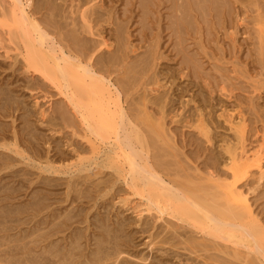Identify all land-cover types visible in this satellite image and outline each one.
Wrapping results in <instances>:
<instances>
[{
  "label": "rangeland",
  "instance_id": "374dc122",
  "mask_svg": "<svg viewBox=\"0 0 264 264\" xmlns=\"http://www.w3.org/2000/svg\"><path fill=\"white\" fill-rule=\"evenodd\" d=\"M83 1L84 0H82V2ZM140 1L142 2L143 0H91V1L85 0L84 4H82V5L80 3H78L79 5H81V8L91 7L92 11H93L94 5H95L94 7H96L97 4H98L97 7L99 5H101L98 7V9L96 7V9H94L95 11H93V16L94 15L98 16V14H99V17H98L99 21L97 20L95 23L96 25L94 24L95 26H93L94 30L92 29L93 30L92 34L96 35V37L99 36V38H101L100 35L103 34L102 36H105V38L108 40V42H110L112 45L114 44V41H115V39L112 37V36L115 37V35H113L115 33L113 31V28L115 30V27L113 25H115L116 23L112 24L110 22L112 20H110V19L113 18L114 21L117 22V24L122 23V22L124 24H126V26H125L122 23L123 24L122 26L123 27L125 26L124 28H126V31H127V33H126L124 30V34H125L124 36L127 35V37H126L127 42H126V44H124V49L128 43V46L126 48L127 49L130 48V50L129 51L127 49L124 50V52L126 51L127 54H124V55L121 54V55H122V57L125 56V58L127 56V58H126L127 64L129 61L132 62V63L129 62L128 65H130V64H132V65L137 64L138 65L137 70L131 71L132 73L136 72L135 75H131L133 77V78L131 77V81H132L133 85L131 84V81L129 79L130 78L129 76L132 73L129 72V76L124 73V76L126 75L128 78L124 77L122 73L124 71L123 68H125V66H123L121 68L120 66H122V65H120V66L115 65L117 63L113 64L116 67L115 66L112 67L113 65H111V63H109L108 67H112L113 69L107 67V69L109 71L107 69H105V70L103 69L104 72H102V70H101V72L97 73L99 75H97L95 77L100 78L101 76H103V77H105V80L110 78L107 81H111L109 83L112 84L113 87H115L116 92L119 94V99H120V101L123 102L122 105H123L124 109H126V112L128 113V115H129V112H133L134 109L132 110V107H133L132 104H134L133 102H137V100H138L137 98L140 96V94H139L140 91L142 94V91H143L142 86L145 84L144 82H147V80H148V82L150 81L151 83H153V81H154L153 79H154L155 75H156V77H155L154 83H158V81L163 80V81L158 83L159 85L160 84L162 85V82L165 83L167 81L165 83V85L167 84L169 86L167 87V85L165 86L163 84L162 88L160 87V90H161V92L163 91L166 94L169 93L171 97L173 96L171 98V100L174 99V102L171 101V103H170L172 106H170V104L168 105V107H173V108H169L167 110L168 114L166 115V117H168V118L167 119L164 118V124H165L164 128L166 127V129H167V130L165 129V131H167L166 133L168 135H170L166 138L169 139V137L171 138V135H172V138H171L172 140L169 139L171 141L168 142L172 147L162 146L163 149L166 148V149H164L166 155L164 157H162V160H160L161 162L157 161L161 165L158 163L155 165L154 163H156L155 162L156 160L154 161V163H151V161H150L151 159L150 160L148 159V164L155 165L156 167L160 166L162 169L165 168L164 172L167 171L166 173H164V172H162L163 170L160 169L159 167H157V168L154 167L156 169L159 168L157 171H155V169L152 168L156 172V174L161 178L163 184L169 185V181H168L169 179H172V178L176 179L179 176V175H175L172 171H170L171 170L170 168H169L170 169L169 170L168 167L167 168L165 167V164H167L166 166H169V167L172 165L169 161L171 159V162H172L173 158L171 157L172 155L170 156L168 154L169 152H170V154L171 153L174 154V153L178 152L179 156H177V154H178L177 153L176 154L177 158H179L180 161L187 162V164L185 162L184 163L181 162V164L185 165L184 168L185 169L187 168L184 171L186 174L187 173L190 174L191 172H193L192 169H194V168L200 169V171H201L200 174L206 173V171H208V170L203 165L207 166L208 163H211L208 160H210V161L212 160L209 157L212 154L211 158L216 156V158H214V160L216 161V167L218 169V170H216V168H214L215 162H214V160H212V162L214 163V164L213 163L211 164L212 166H214V167H212V170H214V172H216V173L218 172L219 174H221L222 172H224L226 170V168L224 167V163L226 162L225 160L227 159L225 156V153L222 152V145L224 144V139L230 140V142H232V143L235 142V137H234L233 131L230 129V127L228 125L229 123H227L228 122L227 119H230L229 116L238 117L240 114H242L243 118H245V127H246L247 131L245 133L246 135L244 136L245 137L244 143H246L247 145L246 144H244V145H246V146L250 145V147L248 146V149H250V148L252 149L253 145L256 146V143L258 141L259 142L257 143V145L259 143L261 144L262 143L261 137H264V134H263L264 133V55H262V53L264 52V44H263L264 43V35H260L261 37H259L260 32H261V34H262V32L264 33V0H222V2H221V0L220 1L218 0L219 3L221 2V4H220L221 7L217 6V5H219L217 0H216V2H215V0H210V1L208 0L209 3L206 2V0H204L203 5L204 6H206L205 4L208 5L205 7V9H203V6L201 5V3L196 5V3H192L191 0H187V9H188L187 11L190 14L188 16V17H190L189 18L190 20H188V17H187V19H185L183 17L185 19L184 20L182 18L183 15L179 14L180 12L179 13L175 12V14H174V12H172V10H174L173 8L175 7L173 5H175V3H176V1H174V0L171 1L174 3L172 5L173 7L171 6L172 3L170 4V0H149L147 2L148 4L145 2L146 0H144V3L147 6L149 5L148 7L145 4H140L139 3ZM213 1L215 2L216 6H217L216 8L218 10H215L216 8L214 6ZM31 2L33 3V4L31 3L32 4L31 10L35 16V19H36L35 22H36L37 26L40 28V30L45 32V34L47 35V38L52 37L53 43L57 47L59 45V42H57V41L59 40L61 44L62 43L64 44V46L62 45L64 50H71L72 52H75L72 49V47L74 48V46L71 45L72 44L70 42L71 40L70 39L68 40V36H70V33L68 36L64 35V36H67V37H65V38H67L65 40L63 33H61V32L62 31L64 32V30L70 31L69 29L66 28V26L68 27L67 24L70 25V23H72V22H70L71 21L70 19L75 18L78 15L76 13L77 15L72 16V13L69 11L70 10V8H69L70 3L75 2V4L73 3V5H75V7H76V3L78 2V0H77V2L73 1V0H31ZM79 2H81V0H79ZM90 2H92V4H93L92 6H90L91 5V4H89ZM177 2L181 3L182 0H181V2H180V0H178ZM87 3L89 5H87ZM191 3L195 4V5H192ZM1 4L6 7L5 10L8 8V5L6 3L3 2ZM138 4H140V5L138 6ZM54 5H57V6H54ZM142 5L143 6L145 5V8ZM211 5H212V7H211ZM53 6L54 7L59 6L61 9H58L59 8L58 7L57 9L59 10V12L57 10L55 11ZM140 6H141V8L143 7L144 9L142 8L143 9L142 10L140 8ZM191 6H194V7H191ZM197 6H199L198 7L199 9L202 8L201 11H199ZM68 8H69V10H68L69 12H66ZM195 8H197V9L195 10ZM74 10H75V8H74ZM86 10H88V8ZM99 10H102V11H99ZM144 10L146 12H144ZM92 11H91V13H92ZM97 11H99L100 13L103 12V13H101L102 16ZM142 11L145 14H142L141 13ZM202 11H204V12H202ZM96 12L98 14H96ZM60 13L62 14V16ZM64 13H66V14H64ZM68 13H70V15H68ZM88 13H90V12L88 11ZM91 13H90V15H91ZM53 14H55V15L57 14V15L54 16ZM171 14L174 18L177 14L180 15V17L176 16V19H174V21H178V18H182L185 22L187 21V23H184V21L179 19L178 24H179V26L182 25L181 27H183V28H180L182 30H179V33L177 35H176V33L178 32L179 27H178V24L176 25L174 23V21L172 20L173 17H171ZM58 15L61 17H59ZM63 16H65V17L69 16L70 19L67 17L65 19ZM71 16H72V18H71ZM97 16H94L93 19H96ZM261 16H262V18H261ZM45 17H49V19L55 20L54 22H56L58 27H62L63 24H65L66 25L65 29L64 28L56 29L55 26H57V25H54V23H52V21L48 20V18L45 19ZM257 17L258 18L260 17L259 19H261V21ZM62 18H64L63 19L64 21L62 20ZM77 18L79 19V17L77 16L75 18V23H77L76 22ZM170 18H171V20H170ZM1 19L3 20L4 18L0 17V20ZM58 19L60 20L59 22L57 21ZM68 19L70 20L69 22H68ZM61 20L63 21V23H61ZM66 20H67V24L65 23ZM107 20L109 21V23ZM192 20H194L193 23H192ZM93 21L95 22V20H93ZM170 21H172L173 23ZM188 21H190V24L192 23V25H190L188 23ZM255 21H256V23H255ZM257 21H259V22H257ZM6 22H10V20H8ZM57 22L62 26H59V24ZM78 22H80V20H78ZM97 23L98 24L100 23V24L97 25ZM78 24L80 25L81 22L77 23V25L75 26V27H79L76 29H78L80 31L79 34H82L81 38H83V37H84L83 39H85L86 37L88 38V40L85 41L87 43V46L90 43V46H91V44H93L94 46H97L96 48H99L100 46H98L97 43H99L98 41H100V39L98 37L96 38L94 35L92 36L91 34H90L91 35L90 36L89 33L83 31L82 29H81L82 30L81 31L80 30L81 25L79 26ZM257 24L259 25V27L257 26ZM186 25H187V27H186ZM171 26L174 27L175 29H172ZM176 26L178 27L177 30H176ZM9 27H12L16 31L18 29L14 25L13 26L11 25ZM190 27H191V29H190ZM7 28H8L7 26L0 27V38L2 36V38L8 40L9 37H13V35H16L14 33H11V35H8ZM256 28L258 30H256ZM260 28H261V30L263 28V31H261ZM98 29H99V32H98ZM57 30H59V31H57ZM55 31L57 32V34L58 33L59 34L57 35ZM68 31H65L64 33L68 32ZM111 33H113V34L111 35ZM85 35H86V37H85ZM178 35H179V37H178ZM61 36L64 39V41H63V39H60ZM35 37H36V35H35ZM94 37L96 39H94ZM90 38H91V40H93V39L95 40V41L93 40L94 43H92ZM55 39L57 41H55ZM96 40H97V42H96ZM13 41H15V39H13ZM68 41H69V43H67ZM55 42H57V43H55ZM95 42L97 45L95 44ZM261 42H262V44H261ZM6 43H8V42H2V44H0V46H1L0 47V87H1L0 96L3 97V94H4L3 98L8 100V101L6 103H4V107L0 106L1 110L6 109L5 111H2V113L0 111V124L4 123V124H1L2 125L1 127L6 128V129L3 128L2 130H4V131L10 130V131H8L9 133L7 131L6 132L2 131V132H4V134L7 133V135L2 134V136L6 142H10V143L14 142V139L12 138L14 135V133L12 132L13 130H14V132H16L18 134V137H19V140H17V141H19L18 146L22 150L24 157H22V156L18 157V155L12 154L13 152H10L11 150H6V149H2L1 153L4 157L8 153H9L8 156H10V155L14 156L13 159H11L12 158L11 156H10L11 158L9 157L11 160L7 156H6L7 158L5 157L8 160L9 165H10V170H8V171L16 174L17 173L16 169L20 168V169H22V171L18 170L19 171L17 173L18 177H16V178H19V179L22 178L23 179V177L25 176V179H27V181L30 182V184H28V182H25V181L23 182L24 187L21 188V190H22L21 192H23V195L20 194L21 192H19L16 195V197L14 195L10 194V196H13L14 198L19 197L20 200L15 199L13 201L14 198L10 197L8 199L9 202H12L13 205H16L18 202V206H21V204H23L22 205L23 207L25 204L28 206V201L31 200L32 198L29 199L27 197H29L30 195L32 196L33 195L32 193L34 192V190L36 188H37L36 189V191H37V190H39L40 187H42V190H39V191L43 192L44 195L47 194L48 199L51 196L49 199L50 204L47 203V205H49L48 209H52L50 212H53L54 215H56V216L58 214L61 215L62 212H63V214L61 216L66 215L67 214L66 213V207L68 208L70 203L71 204H70V207L68 208L69 209L68 212L71 215L74 213H75L74 215H76V213L79 212V209L83 208V210L82 209L80 210L83 213L82 212L78 213V214H81V215H79L80 217H82V215L84 214L82 219L80 217L78 218V215H76L77 218H74L75 216L72 215L73 218L71 219V221L73 222L72 223V227H73L72 233H74V231H76V229H74V228H77V231H78V229H80L81 227L82 228L86 227L85 229L81 228L82 230L80 229L79 230L80 232L78 231L79 233L82 234V237L80 239L81 241H79L81 243L82 247L76 248L75 252H78L79 250L83 249V246L85 244H89L91 242V240H94V239L97 240L100 238L99 236L101 235L100 234L101 230L98 231L96 229H98V228L101 229V224L109 225V226H111L110 228H115L116 230L119 229L120 225H122L120 229L125 230L124 232L126 233V235L130 236L129 239H127V237L123 238V239L126 238V240H127L126 244H127L128 248H130L132 250L135 248L134 250L135 251L137 250L138 253H142V251H143V253L147 254V256L149 254V259L153 256L159 257L162 260H164L163 263H165V264H195L194 261L196 262V260H197L196 264H198V263L200 264V262H202L203 259H201L202 257H200L199 255L203 256L204 253L202 254V251H198L197 249H199V248L194 247V245L192 243L186 242L188 240V237H189V239L194 237L195 240H205V242H208V243H210V244H212L218 248H221L222 245H227L228 247H230L232 245V242L230 240H227L226 237H224L221 240L218 237H214L211 234H209V235L199 234L198 232L201 231V229L203 231H205V229H203V227H200L201 225H198V224L196 226H193V225L192 226L189 225L186 227L184 226L183 228L187 229V231L184 233L183 237L181 238L182 240H180L179 237L176 236L178 238L177 243L175 244L176 246L175 245H169L167 243L163 244V243L158 242L160 240L158 238V236L161 237V235L159 234V229L161 230L162 224H165L164 221L155 220L154 217L152 218L151 216L154 215V212H152L153 215L148 214L146 212H143L142 216L138 218V216L135 213V209L130 207V205H133L136 201H138V197L135 194H132V192H131L132 189H128L125 186L124 182L121 180V177H119L117 175V173L115 171H113L111 168H108V167L99 168L94 163V162L101 163L103 161L104 154L106 153L105 151L108 150L109 144L112 142V139L111 138L110 139H104L103 141L105 144H100L97 149L93 150L91 148V145L83 137L85 134V131H84L85 127H84V124L82 123V120L78 116H76L74 113L73 114L75 116L73 115L72 116L73 118L71 117V113L73 111L70 112L72 110L71 106L67 104L68 102H66L64 96L62 94H59L58 89L55 86H53V84L51 82L49 83V81L46 80L45 78H43L42 76H40L38 74H34V72L31 69H26L25 66L23 65L22 57L20 55H16L17 50H15L14 48L11 47V46L14 47L15 44L9 42L7 44V48H5ZM69 45H70V47H69ZM73 45H75V44H73ZM8 46L12 49L8 50L7 55L9 57H5L4 56V54H5L4 49H8ZM90 46H88L87 48H89ZM91 47L93 48V46H91ZM131 47H133V48H131ZM75 48H76V46H75ZM102 48L103 47H101V49ZM131 49H134V51H131ZM146 50H147V52H146ZM136 51H138V52H136ZM141 52H143V54L145 53V54H149V55L145 56V54L143 55ZM140 53L142 56L140 55ZM130 54H132L133 57L135 54H138V56L140 55V57H135V58H137V60H138V58L140 59V60H138L139 62H137V60H135V58H132V56H130ZM135 56H137V55H135ZM144 56L145 57L149 56L148 59L146 58V60L144 61L145 63L147 62V64H144L142 62L143 61L142 57H144ZM151 58H153L152 61H151ZM18 59H20L19 63H18ZM21 61H22V63H21ZM153 63H154V65H153ZM141 64L143 65V67ZM23 67L25 69H23ZM140 68L142 69V71ZM138 70H139V77L137 76ZM29 71H31V72H29ZM145 74H147L148 76L150 75L149 79H148V76ZM121 76L124 77V78L122 77V80H123V81L121 80L122 82L119 80ZM151 76H153V77H151ZM136 77H137V80H136ZM140 77H141V81L139 80ZM146 77H147V80H144ZM124 79H126V80H124ZM127 79H128V82H126ZM159 79H161V80H159ZM39 80H41L42 82H40ZM133 82H135V83H133ZM171 82H172V84H171ZM151 83H147V84L152 85ZM4 84L6 86H4ZM36 84H37V86H36ZM30 85H32V86H30ZM164 86L166 87V89ZM170 86H171V89H170ZM2 87L5 88L6 91H4V90L2 91ZM31 87H33V88H31ZM34 87H36V88L34 89ZM136 87H137V90H136ZM164 89H165V91H164ZM7 90H8V92L10 91L11 94L8 93ZM168 90L169 91L171 90V92H168ZM133 91H135V92H133ZM1 92H3L2 95H1ZM4 92L8 93L12 97L9 96L8 94L4 93ZM136 93L138 94L137 97L135 96V95H137ZM129 94H131V95H129ZM7 96L9 97L8 99L6 98ZM130 96H133V97L135 96V98H133V100H135V101L131 100L132 97H130ZM170 96H169V98H170ZM2 97H0L1 98V100H0L1 104L0 105H2V103L6 101V100H2L3 99ZM122 98H124V99L126 98L125 99L126 101H124V99H122ZM14 99L16 102H14ZM184 100H186V105H185ZM250 101H252V102H250ZM126 102H127V104L130 102L128 105L131 106L132 111L129 110L130 107L126 104ZM192 102H194V103H192ZM11 103L13 105L12 108H11ZM7 104H8L9 108L7 107ZM55 105L57 107H59V109H61V110L57 109V107ZM188 105L192 108H189ZM193 105H194V107H193ZM54 106L56 107L55 109H53ZM196 106H198V107H196ZM17 107L19 108V110L16 111L15 108H17ZM252 107L255 110L258 108V111L260 110L259 111L260 113L257 110L256 111L254 110V112H253ZM45 108L47 110L44 111ZM62 108L64 109V111H66L65 113H66V116H68V117L65 116L64 118H66L67 120H65V119L60 120L61 117L58 116L57 112H55V111H60V112H62L61 115H63L64 113H63ZM174 108H175V110H173ZM193 108L194 109L196 108V109L194 110ZM52 109L57 115L52 112ZM190 109L193 110L192 113H194V111L196 113L197 109L200 110L201 113L204 114L203 118L205 117L204 118V119H206L205 121L206 122L209 121L208 122L209 124L208 123L207 124L209 125L208 127L211 129V132H210L211 142L210 143L206 141L204 136H202L201 134L198 133V130L193 125H192V127L186 123H185L186 126H185V124H184V126L182 125V123H184V118H187L188 117L187 115L190 114V112H191V111H189ZM169 110H171L170 113L168 112ZM187 110L189 113L186 112ZM202 110H203V112H202ZM14 111H15V113H14ZM41 111H42V114H41ZM47 111H49V113L51 112L52 115L54 114L56 116V120L53 119V117L55 118V116L54 115L52 116L51 114H47L48 113ZM173 111H175V112H173ZM239 111H240V114H239ZM21 112H23L24 114ZM154 112L155 111L153 110V113ZM176 112H178V113H176ZM19 113L22 115L20 116ZM183 113L184 114L186 113V115L184 116ZM192 113L189 116L194 117L195 115ZM228 113H229V115H228ZM26 114H28V115H26ZM173 114L177 118L176 117L170 118L171 116H173ZM177 114H178V116H177ZM16 115H17V117H16ZM24 115L28 116L29 118L25 117ZM48 115L51 116V118H49L50 122L46 118V117H48ZM130 115H131L130 120L136 124V120L134 119L135 112L130 113ZM259 115H261V116H259ZM42 116H43V118H42ZM180 116H182L183 119ZM14 117L18 118V119H15ZM22 117L23 118L25 117L24 118L25 121H23L24 119L22 120ZM191 117H188V118L191 119ZM131 118H133V119H131ZM179 118L182 119V121H181L182 123L180 122ZM13 119H14V121H13ZM46 119L48 122L44 121ZM68 119H70V120H68ZM168 119L170 120V122L168 121ZM176 119H178L179 123ZM20 120H22V121H20ZM26 121H27V123H30V124H26V125H29V129L30 130L32 129V131H33V132L30 131L31 132L30 135H29V133L27 135H25L27 132L24 129ZM21 122H23V123H21ZM22 124H23V126L21 127ZM10 127H11V129H10ZM259 130L260 131L262 130V131L260 132ZM19 134H20V136H19ZM262 134H263V136H261ZM28 135H29V137L31 136L32 139L29 140ZM9 136H10V138H9ZM258 136L260 137L261 140H259ZM27 137H28V139H27ZM231 137H232V139H230ZM39 138H41V139H39ZM34 140L37 142H35ZM44 140H46V142H43ZM154 140H155V138H154ZM256 140H257V142H256ZM1 141H2V139H1ZM30 141H32V142H30ZM39 141H41L43 143H41ZM33 142H35L36 144L39 143L38 146ZM20 143H22V144H20ZM48 143H49V145H48ZM155 144L159 145V141ZM10 146H12V145H10ZM48 146L50 148H48ZM57 149L60 150V153ZM3 150H4V152H3ZM55 150H57L56 153H55ZM72 150H73V152H72ZM166 150L168 151V153ZM34 151L36 154L34 153ZM99 151L101 153H98ZM42 152H45L44 156H43ZM57 152H58V154H57ZM95 152H96V155H94ZM216 152L219 153V155ZM29 153H31V155ZM37 153L39 154L38 156H37ZM74 153H75V155H74ZM77 153L81 154V156L84 157L83 158L84 162H86L87 159L92 157L91 161L89 163H85L84 166L80 169V171H77L78 162H79L77 157H76ZM214 153H216L217 155ZM62 154H64V155H62ZM60 155H61V157H59ZM150 155L152 156V154H150ZM63 156H65V157H63ZM181 157H182V159H181ZM218 157H219V159H217ZM164 158L167 160V161H165V164L163 161ZM224 158H226V159H224ZM222 159L224 160V163L221 162ZM47 161H49V163H51V165L54 166V168L60 169L61 171L59 173H53V172H50L48 170V172H47L45 169ZM113 161L115 162L114 158H113V160L110 159V162L114 163ZM162 161H163V164H162ZM205 161L208 163H206ZM188 163H189V165H193V166H190V170H189V167H187ZM203 163H205V164H203ZM70 164H73V167H71L69 170H67V168H69L68 166ZM40 166H42L44 168L41 167L42 168L41 169ZM84 167L87 168V171L83 170ZM173 167L175 168L176 166H174V165L171 166V168H173ZM202 168L206 171H204ZM96 169L98 170V172ZM14 170L16 171V173ZM63 170H67L68 172L67 171L64 172ZM21 172H23V173L19 174ZM168 172H170L172 174H170ZM27 173H29V174H27ZM84 174H85V176H84ZM8 176H9L8 174H4L2 176V178L6 177L5 180H7V178L8 179L10 178V176L9 177ZM44 176H45V178H44ZM83 176H84V178H83ZM184 176L185 175L182 174L179 177L182 178ZM40 177L43 178V179H41V181H40ZM246 178L247 179H245V178L241 179L238 184H240L241 189H243V191L247 195V198H249L253 213L256 215V217L259 219V221H261L264 224V184H263V182L260 183V185L257 183V182H259L257 173H254V175L250 174L249 177H246ZM44 179H47V180L52 179L50 181V183H52V185H50L49 188H48V185H47V187H45V184H40L44 181ZM10 180H12V178H10ZM83 180H85V181H83ZM101 180H104L103 182H105V184H103V182L99 183ZM7 181H9V180H7ZM180 181H183V179H181ZM96 182L99 184L98 187L96 185H94V184H97ZM37 183H39V184H37ZM70 183L71 184L75 183L76 185L80 186L81 189L78 190L77 192L72 191L70 189V186H69ZM81 183H82V185H81ZM173 183L175 184V182H173ZM256 183H257V185H259V187L256 185ZM68 186H69V190H67ZM34 187H35V189H34ZM23 189L26 192L28 190L30 192L28 191L26 193ZM46 189H48L47 191L50 190V192L48 193L47 191H45ZM1 190H4V189H1ZM31 190L33 191L32 193H31ZM28 194H29V196H27ZM54 196H56V197H54ZM53 197H54V199H53ZM122 197H128V200L131 202L130 205H128L129 206L128 208H127V205H125V202L121 201ZM51 198L53 200H51ZM48 199H47V201H48ZM55 199L57 201H54ZM58 201H60V202H58ZM68 201H69V204H68ZM57 203H59V205ZM51 205H53V206H51ZM57 205H58V207H56ZM55 210H56V212L58 211L57 214H56ZM72 210H74V211H72ZM76 210L78 212H76ZM26 213H27V211H26ZM24 216L26 217L25 214H22L21 216H19L17 218L22 219V217L24 218ZM29 218H31L30 215H29V217L27 216L26 219L24 218V221H23V219L20 220V223L21 222L24 223V224L23 223L20 224L21 228H23V226H24V228L27 227L25 222ZM94 218H96L97 224H95L96 222H95ZM105 218H106V220L104 221ZM149 218L151 220L152 219L153 220L149 222ZM54 220L56 222L58 220L57 217ZM113 221H114V224H113ZM147 222L149 223V225L147 224ZM121 223H123V224H121ZM7 224H9V223H7ZM142 225H144V227H146V228L148 226L149 227L151 226V228L149 229V231H145V228H144V232H143ZM87 226H89L90 228L89 227L87 228ZM93 226H95L96 228L94 227L95 228L94 229ZM125 227H126V229H125ZM141 229H142V231H141ZM152 229H153L152 234H154V232H155L156 234H159V235L155 239L150 241L151 239H149V234H150ZM155 229H156V231H154ZM15 230L14 229H12L10 231L8 230V232L10 234H13L16 231H18V229L16 231ZM157 230H158V232H157ZM77 231L75 233H78ZM93 232H94V234H93ZM180 232H181V234L183 233V231H181V230H180ZM118 233L120 234L119 231H118ZM186 233H188V234H186ZM67 234H68V232L65 231L64 235H63V233H60V234H58V236L59 237L67 236ZM95 234H96V236L97 235H99V236L96 237ZM90 235L93 236V239ZM188 235H190V236H188ZM191 235H193V236H191ZM86 236H87V238H86ZM162 236H163V234H162ZM184 236L187 239L184 238ZM28 237L31 239L30 236H28ZM35 237L36 236H33V238H35ZM203 238H205V239H203ZM123 239H120V240L123 241ZM183 239H185V240H183ZM27 240L25 239L24 241H27ZM129 241H133V242H129ZM146 241H147V243L148 242H154V243H152V245L149 246V245H147ZM91 243H93V241ZM91 243L89 244V247L91 246ZM134 245H135V247H133ZM144 245H146V246H144ZM174 246L175 247L178 246V249L174 248ZM159 247H164V249L166 248V253H165L166 255L165 254H159L160 252L156 251L155 248H159ZM140 248H143V250H141ZM151 248L153 250H151ZM201 248H202V246H201ZM144 250H146V251H144ZM175 251H176V253L174 254ZM228 251H230V250H228ZM172 252H173V254H171ZM208 252L209 253L211 252V256L207 258L208 260H206V262L216 264V262H214V259L221 260L220 257L224 258V259L227 258L226 260L231 259L226 254H224L223 252H220L219 250H216V249L209 248ZM197 253H198V255H196ZM177 254H180V255H177ZM195 255L199 256V257L196 258ZM260 255H257V257L261 258ZM193 257L196 259L193 260ZM199 258H200V262L198 261ZM241 261L242 260L240 259V261L234 260L233 262L234 263H242ZM190 262H192V263H190ZM159 264H162V263H159Z\"/></svg>",
  "mask_w": 264,
  "mask_h": 264
},
{
  "label": "bare ground",
  "instance_id": "6f19581e",
  "mask_svg": "<svg viewBox=\"0 0 264 264\" xmlns=\"http://www.w3.org/2000/svg\"><path fill=\"white\" fill-rule=\"evenodd\" d=\"M73 1L77 2V0H73ZM84 1L82 2V0H81V2H82L81 3L78 0V2L76 3V7H75V5H73V3L75 4V2H73V3L71 2L70 7L68 6L70 8V10L68 8L66 12L70 11L72 13V16L78 14L77 16L79 17V19L77 18L76 22L77 23L81 22L80 30L82 29L83 31L89 33V35L91 34L93 36L94 35V34H92L93 30H94L93 26L96 25L95 23L99 17V14L97 12L102 11V10L97 11L96 14H98V16L94 15L97 17H96V19H93L94 18L93 11H95L94 9H96L98 4L96 3L97 4L96 7H94L95 5L93 6V11L91 10L92 9L91 7H87L88 10H86L87 9L86 7L81 8V5L84 4ZM148 1L149 0H146L145 2L147 3ZM171 1H173V0H170V4L172 3L171 4V6H172L174 3ZM174 1H176V3H175V5H173L175 7L173 8L174 10H172V12H174V14H175V12H178V13L180 12L179 14L183 15L182 18L184 17L185 19H187V17L190 15L189 12L187 11L188 10L187 9V0H182V2L180 0L181 3H178L177 2L178 0H174ZM191 1H192V3H196V5L201 3V5L203 6V9H205V7L208 6L207 4H205L206 6L203 5L204 0H191ZM219 1H218V3H219ZM3 2L8 5V8L6 10H5L6 7L1 4ZM206 2H208V0H206ZM215 2H216V0H215ZM215 2H214V6L216 8L217 6H220L222 0L219 3V5H217V6H216ZM31 3H32L31 0H0V4H1L0 5V17L4 18L3 20L2 19L0 20V27L7 26L8 27L7 28L8 35H11V33L16 34V35H13V37H9L8 40L2 38V36H1L0 44H2V42L14 43L15 46L14 47L11 46V47L14 48L15 50H17L16 55H20L22 57L23 65L25 66V68L31 69L34 72V74H38V75L42 76L43 78L48 80L49 83L51 82L53 84V86H55L58 89L59 94H62L64 96L66 102H68L67 104L71 106L72 110L70 112L73 111L71 113V117L75 114L76 116H78L82 120V123L84 124V127H85L84 128L85 134L83 137L91 145V148L93 150L97 149L100 144H105L103 141L104 139H110V138L112 139V142L109 144L108 150L105 151L106 153L104 154L103 161L101 163H99V162H94V163L99 168H103V167L111 168L113 171H115L117 173V175L119 177H121V180L124 182L125 186L128 189H132L131 192H132V194H135L138 197V201H136L133 205H130L131 202L128 200V197H122L121 201L125 202V205H127V208L129 207L128 205H130L131 208L135 209V213L138 216V218L142 216L143 212H146V213L151 214V215H153L152 212H154V215L151 216L152 218L154 217L155 220L164 221L165 224H162L161 230L159 229V234L161 235V237L158 236L159 234H156L155 232H154L155 235L152 234V231H153V229H152L150 234H149V239H151L150 241H152L153 239H155L158 236V238L160 239V240L158 239L159 240L158 242L163 243V244L167 243L169 245H175L177 243V239H178L177 237H179V239L182 240L181 238L183 237L184 233L187 231V229L183 228L184 226L185 227L189 226V225L196 226L198 224V225H201L200 227H203V229H205V231H203L201 229V231L198 232L199 234H205V235L211 234L214 237H218L221 240L224 237H226L227 240H230L232 242V245L230 247H228L227 245H222L221 248H218V247H216V246H214L208 242H205V240H195L194 237L189 239V237H188V240L186 242L192 243L194 245V247L199 248V249H197L198 251H202V254L204 253L203 256L199 255L200 257H202L201 259H203L202 262H200V258H199L198 261L200 262V264H214V263L206 262V260H208L207 258L211 256V252L210 253L208 252L209 248L219 250L220 252H223L224 254H226L228 257L231 258L229 260H226L227 258L224 259L221 257H220L221 260L214 259V262H216V264H242V263L243 264H264V224L261 221H259V219L256 217V215L253 213L249 198H247L246 193L243 191V189H241L240 184H238L241 179H243V178L247 179L246 177H249L250 174L254 175V173H257V175H258V181L259 182H257V181L256 182L259 185L262 182L264 184V147H263L264 146V137H261V139H262L261 144L259 143L257 145V143L259 142V141L257 142V140H258L257 139L256 140V142H257L256 146L253 145L252 149L251 148L248 149V146L250 147V145L246 146L247 144L244 143V140H245L244 136L246 135L245 133L247 131L246 127H245V118H243L242 114H240V111H239L240 115L239 116L237 115L238 117L229 116L230 119H227V121H228L227 123H229L228 125H229L230 129L233 131V134L235 137V142L232 143V142H230V140L224 139V144L222 145V152L225 153V156L227 158V159L224 158V159H226L225 163H224L223 159H222L223 161L221 160V162L224 163V167L226 168V170L224 172L219 174L218 172L216 173V172H214V170H212V167H214L211 165L213 163L212 160H214V158H216V156L211 158V155H212L211 154L209 157L212 160L210 161L207 159L211 163L206 162L207 161L206 160L205 162L208 163V165L207 166L203 165L207 168L208 171L204 170L203 169L204 167L202 168L204 171H206V173L200 174V172H201L200 169L194 168V169H192L193 172L190 173L191 175L189 173L186 174L184 171L187 168L185 169L184 168L185 165L181 164V162L184 163L185 161H180L179 158H177V156H179V153L177 152L178 154L177 153H174V154L171 153L170 154V152L168 153V151H167L168 149H167L166 150L167 153L170 156L172 155L171 157L173 158L172 162H171V159L169 162L172 164L171 166L174 165L176 167L171 168V166L170 167L166 166L167 164H165V161H167V160L164 158L163 161H164L165 167L166 168L168 167V169L170 168L171 170L170 169L169 170L172 171L175 175L180 176L183 174L185 176L182 178H180L178 176V178H176V179H174V178L169 179L168 180L169 185L163 184L161 178L155 172L159 168L160 169H162V168L160 166H157L159 168L156 169L157 167L155 165L158 163L157 161L162 160V157H164L166 155L165 150H164L166 148L163 149L162 146L172 147L168 143L169 141L172 140L171 139L172 135H171V138L169 137V139H171V140L166 138L170 135H168L166 133L167 131H165L166 127L164 128V125H165L164 124V118H166V119L168 118V117H166V115L168 114L167 110L169 108H173V107H168V105L171 103V101L174 102V99L171 100V98L173 96L171 97L169 93H168L169 94L168 95L163 91L161 92V90H160V87L162 88L163 84L165 85V83L167 81L165 83L162 82V85L161 84L159 85L158 83L163 81V80H161L162 79L161 78V79H159L161 81L157 80L158 83H154L156 75L154 76V79L152 78L154 80L153 83H151L150 81L148 82L147 77L144 79V80H147V82H144L145 84L142 86V90H143L142 94L140 91V93H139L140 96L137 98L138 99L137 102H133L134 104H132L133 105L132 110L134 109L133 112H135V115H134V119L136 120V124H135L134 122H132L130 120V117L132 115V114L130 115V113H133V112H129V115H128V113L126 112V109H124V107L122 105L123 102L120 101V99H119V94L116 92L115 87H113V85L109 83L111 81H107L110 78L105 80V77H103V76H101L100 78L95 77V76L99 75L97 73L101 72V70H102V72H104V70L107 69L109 63H111V65H113L115 63H117L115 65H118V66L122 65V66H120L121 68L123 66H125V68H123L124 69L123 73L121 72L123 74V76H124V73L129 76V72H131L133 70H137V66H138L137 64L128 65L130 61L127 64V60H126L127 56H126V58H125V56L122 57V55L127 54L126 51L124 52V50H126L127 49L126 47L128 46V43H127V46L124 49V44H126V42H127L126 41L127 35L124 36L125 35L124 30L127 33L126 28H124L126 26V24H124L122 22L125 25L123 27L122 23L118 22L119 24H117V22H115L114 19L111 18L110 20H112V21H110V22L112 24L116 23L115 25H113L115 27V30L113 28V31L115 33L114 32H113L114 34L111 33V35L112 34L115 35V37L112 36L115 39L114 44L112 45L110 42H108V40L105 38V36H102L103 34H101L100 35L101 38H99V36H97L100 39V41H98L99 43H97L98 46H100V47L96 48L97 46H94L93 44H91V46H93V48H92L90 46V43H89L88 46H90V47L87 48L88 46H87V43L85 41H87L88 38L86 37V35H85V37L87 39L86 38L83 39L84 37L81 38L82 34H79L80 31L78 29H76L79 27H75L77 25V23H75V18L77 16L75 18H72V16H71L72 19H70L69 16H66L67 18H69L71 20L70 21L68 19V22L69 21L72 22L69 25V24H67V20H66L65 23L68 25L69 28L65 24H63V26H64L63 27L62 25H60L58 23L60 21L59 20L60 18L57 20L58 21L57 23L59 24V26H62V27H58L56 22H54L55 20L49 19L50 16L45 17V19L48 18V20L52 21V23H54V25H57V26H55L56 29H58V28H64L65 29V26H66V28L70 30V31H68V30L63 29L64 32L65 31H68V32H66L67 34L64 33L63 31L61 33H63V36L64 35L68 36L70 33V36H68V40L69 39L71 40L70 41L72 43L71 45L74 46V48L76 46L75 49L72 47V49L75 51V52H72L71 50H64V48H63L64 44L63 43L61 44L59 40L57 41L55 39V41L59 42V45L57 47L53 43V38L52 37L47 38V35L45 34V32L40 30V28L37 26V24L35 22L36 19H35V16H34L32 10H31V5L33 3L32 4ZM78 3H80L81 5H79ZM139 3L145 4L144 0L142 2L140 1ZM89 4H91L90 6L93 5L92 2H90ZM89 4L87 3V5H89ZM140 4H138V6ZM145 5L144 6L142 5V6L145 8ZM192 5H195V4H192ZM54 6H57V5H54ZM99 6H101V5H99ZM199 6H197V8ZM58 7H54V9H55V11L57 10L59 12L58 9H61V8L60 7L58 8ZM98 7H97V9H98ZM191 7H194V6H191ZM211 7H212V5H211ZM74 8H75V10H74ZM140 8H141V6H140ZM197 8H195V10ZM201 9H199V11H201ZM215 10H218V9L216 8ZM88 11L90 13L92 11L91 15H90V13H88ZM144 12H146V11L144 10ZM144 12L142 11L141 13L145 14ZM202 12H204V11H202ZM101 13H103V12H101ZM64 14H66V13H64ZM53 15L56 16L57 14L56 15L53 14ZM68 15H70V13H68ZM61 16H62V14H61ZM61 16H59V17H61ZM101 16H102V14H101ZM176 16L180 17V15H178V14ZM176 16L174 18L171 14V17H173V19H172L173 21H174V19H176ZM63 17L66 19L65 16H63ZM64 18H62V20ZM182 18H178V21H179V19H181L182 21L185 20L184 18H183L184 20ZM189 18L190 17H188V20H190ZM261 18H262V16H261ZM8 20H10V22H6ZM62 20H61V23H63V21H64V20L63 21ZM78 20H80V22H78ZM93 20H95V22ZM170 20H171V18H170ZM259 20L261 21V19H259ZM178 21H174V23L177 25L179 23ZM193 21L194 20H192V23H193ZM170 22H172V21H170ZM257 22H259V21H257ZM108 23H109V21H108ZM184 23H187V21L186 22L184 21ZM188 23L190 24V21H188ZM192 23L190 25H192ZM255 23H256V21H255ZM99 24L97 23V25H99ZM11 25L16 26L18 28L17 31L14 30L12 27H9ZM187 25H186V27H187ZM181 26L182 25L179 26V24H178L179 28L176 26V30L178 28V32L176 33V35L179 33V30H182V29H180V28H183ZM257 26L259 27L258 24H257ZM191 27H190V29H191ZM171 28L175 29L172 26H171ZM256 30H258V29L256 28ZM260 30H261V28H260ZM57 31H59V30H57ZM261 31H263V28ZM98 32H99V29H98ZM34 34L36 35V37ZM56 34H57V32H56ZM260 35H264V33L262 32V34H261V32H260L259 37H261ZM67 36H64V38ZM94 36L96 37V35H94ZM95 37H94V39L97 38V37L96 38ZM178 37H179V35H178ZM13 39H15V41H13ZM60 39H63L62 36ZM66 39L67 38H65V40ZM90 40H91V38H90ZM93 40H91L92 43H94ZM63 41H64V39H63ZM57 42H55V43H57ZM96 42H97V40H96ZM96 42H95V44H96ZM8 43H6V47L4 46L5 48H7ZM67 43H69V41ZM73 44H75V45H73ZM261 44H262V42H261ZM9 46H8V49H4L5 50L4 51L5 57H9L7 55L8 50L12 49ZM69 47H70V45H69ZM101 47H103V48L101 49ZM131 48H133V47H131ZM127 50L129 51L130 48H128ZM131 51H134V49H131ZM136 52H138V51H136ZM146 52H147V50H146ZM141 53L143 54V52H141ZM141 53H140V55H141ZM135 55H137V56H135ZM135 55L133 57L132 54H130V56H132V58L140 57V55L138 56V54H135ZM146 55H149V54H145V56ZM262 55H264V52L262 53ZM144 57H142L143 58L142 62L144 64H147V62L145 63L144 61L146 60V58L148 59L149 56H147L145 58ZM152 59L153 58H151V61H152ZM19 60L20 59H18V63L20 62ZM135 60H137V58H135ZM138 60H140V59L138 58ZM138 60H137V62H139ZM21 63H22V61H21ZM130 63H132V62H130ZM154 63H153V65H154ZM115 65H113L112 67H114ZM112 67H108V68H112ZM142 67H143V65H142ZM25 68L23 67V69H25ZM141 71H142V69H141ZM29 72H31V71H29ZM133 73L130 74V76H129L130 81H131V77H132L131 75H135L136 72H133ZM145 75H147V74H145ZM123 76L120 77V79H119L120 81L122 80ZM137 76L139 77V70H138ZM124 77H127V76L125 75ZM149 77H150V75L148 76V79H149ZM151 77H153V76H151ZM124 80H126V79H124ZM136 80H137V77H136ZM139 80L141 81V77ZM39 81L42 82L41 80H39ZM126 82H128V79ZM172 82H171V84H172ZM133 83H135V82H133ZM147 83H151L152 85L147 84ZM37 84H36V86H37ZM131 84H132V81H131ZM4 86H6V85L4 84ZM30 86H32V85H30ZM168 86L169 85H167V87ZM3 87H2V91L3 90L6 91V89ZM31 88H33V87H31ZM35 88L36 87H34V89ZM165 89H166V87H165ZM165 89H164V91H165ZM170 89H171V86H170ZM0 90H1V87H0ZM136 90H137V87H136ZM7 92H8V90H7ZM133 92H135V91H133ZM168 92H171V90L170 91L168 90ZM2 93L3 92H1V95H2ZM4 93H6V92H4ZM8 93H10V91ZM8 93H6V94H8ZM129 95H131V94H129ZM9 96H11V95H9ZM135 96L137 97L138 94ZM135 96L134 97L130 96V97H132L131 100H133V98H135ZM169 96H170V98H169ZM0 97H2V96H0ZM3 97H4V94H3ZM6 98L8 99L9 97L7 96ZM122 99H124V98H122ZM125 99H124V101H126ZM0 100H1V98H0ZM2 100H6V99L3 98ZM7 101L8 100L3 102L2 105H0V106L4 107V103H6ZM133 101H135V100H133ZM184 101H185V105H186V100H184ZM14 102H16L15 99H14ZM250 102H252V101H250ZM12 103H11V108L13 106ZM192 103H194V102H192ZM126 104H127V102H126ZM194 105H193V107H194ZM55 106L53 107V109H55L57 107V106L56 107ZM128 106L130 107V109L129 108L128 109L131 110V106L130 105H128ZM170 106H172V105L170 104ZM1 107H0V111L2 113V111H5L6 109L3 108L4 110H1ZM7 107H8V104H7ZM196 107H198V106H196ZM17 108H15L16 111L19 110V108L18 109ZM63 108H62V110H63V113L65 115L64 114L61 115L62 112H60V111H55V112H57L58 116L61 117L60 120L61 119L67 120L66 118H64L66 116V113H65L66 111H64ZM189 108H192V107L189 106ZM53 109H52V112L54 114H56L53 111ZM57 109H59V107H57ZM45 110H47V109L45 108L44 111ZM59 110H61V109H59ZM153 110L155 111L154 113L156 115L153 113ZM173 110H175V108ZM254 110L255 109L253 108V112H254ZM256 110L258 111V108ZM189 111H191L190 112V114H191L193 110L190 109ZM47 112H48L47 114H51V112L50 113H49V111H47ZM168 112L170 113L171 110H169ZM173 112H175V111H173ZM186 112H188V110ZM202 112H203V110H202ZM14 113H15V111H14ZM21 113H23V112H21ZM176 113H178V112H176ZM41 114H42V111H41ZM174 114H173V116L170 115L171 116L170 118L176 117V116H174ZM192 114H194L195 116L191 117V116L187 115L188 117H191V119L186 116L187 118H184V123L181 122L183 117L180 116L182 118V119L179 118L180 122L182 123L183 126L185 123L191 127L193 125L198 130V133L201 134L202 136H204L206 141L210 143L211 142V137H210L211 129L208 127L209 121L208 122L205 121L206 120V119H204L205 117L203 118L204 114H202L201 111L198 109L196 110V113L194 111V113H192ZM21 115L22 114H20V116ZM26 115H28V114H26ZM185 115H186V113L184 114V116ZM228 115H229V113H228ZM261 115H259V116H261ZM177 116H178V114H177ZM16 117H17V115H16ZM25 117H28V116H25ZM66 117H68V116H66ZM24 118L22 117V120ZM42 118H43V116H42ZM46 118L49 120V118H51V116L48 115V117H46ZM15 119H18V118H15ZM47 119L44 121H47ZM53 119L56 120V116H55V118L53 117ZM131 119H133V118H131ZM22 120H20V121H22ZM68 120H70V119H68ZM176 120L178 121V119H176ZM13 121H14V119H13ZM23 121H25V119ZM168 121L170 122L169 119H168ZM49 122H50V120H49ZM21 123H23V122H21ZM178 123H179V121H178ZM1 124H4V123H1ZM1 124H0V264H159V263L165 264V263H163L164 260H162L159 257L153 256L149 259V254L147 256V254H144L143 251H142V253H138L137 250L136 251L134 250L135 248L133 250L128 248V246L126 244L127 240H126V238L125 239H123V238L127 237V239H129L130 236L126 235V233L124 232L125 230L120 229L122 225H120V227L118 226L119 229L116 230L115 228H110L111 226H109V225L101 224V229H99V228L96 229L98 231L101 230V232H100L101 235L96 236V234H95L96 237L99 236L100 238L97 240L96 239L91 240V242L93 241V243L90 242L92 247L91 246L89 247L90 243L85 244L83 246V249H81V250L78 249L79 251L75 252L76 248L82 247L81 243L79 242V241H81L80 239L82 237V234L79 233L80 232L79 230L82 227L80 229H78L79 232L77 231V228H74V229H76V231L78 233H75L76 231H74V233H72L73 232L72 231L73 230V227H72L73 222L71 221V219L73 218L72 215H74L75 213L71 215L68 212L69 211L68 208L70 207L71 203L69 204V201H68L69 207L68 208L66 207V213H67L66 215L61 216L63 214V212L61 215L60 214H58L57 216L54 215L53 212H50L52 209H48L49 205H47V203H49V201H50L49 199L51 196L48 199L47 194H46L47 195L46 196V195H44L43 192L39 191V190H42V187H40L41 189L38 187L39 190H37V191H36L37 188L35 189V187H34V189H35V190L33 189L34 192L31 190V193L33 192L32 193L33 195L32 196L30 195L31 197L29 196L30 193L27 195V196H29L27 198H29V199L32 198L31 200L28 201V206L25 204L23 207L22 206L23 204H21L22 202L20 203L21 206H18V202L16 205H13L12 202H9L8 199L10 197L11 198L13 197V196H10V194L14 195L16 197V195L22 191L21 188L24 187L23 182L24 181L28 182V181H27V179H25V176L23 177V179L22 178L21 179L16 178V177H18L17 176L18 175L17 173L19 172L18 170L22 171V169H20V168L16 169L17 173L14 170L16 174L8 171V170H10V165H9V162L6 158L7 157L9 158L11 155L8 156L9 155V153H8L7 155H5V157L7 156L5 158L1 153L2 149L11 150L10 152H13L12 154L18 155V157H21V156L24 157L23 156L24 154L18 146V142H19V141H17V140H19L18 134L16 132H14V130H13L12 132L14 133V135L12 138L14 139V142L13 143L6 142L4 140L2 134H4V132H6L7 130H5V131L2 130L4 127H1L2 126ZM26 124H30V123H27V121L25 122V128L24 129H25V131H27L25 135H27L28 133L30 135V133L33 131H32V129L30 130L29 125H26ZM186 124H185V126H186ZM22 126H23V124L21 125V127ZM4 129H6V128H4ZM10 129H11V127H10ZM2 131H4V132H2ZM8 131H10V130H8ZM5 134L7 135V133H5ZM263 134L261 136H263ZM29 135H28V137H29ZM19 136H20V134H19ZM28 137H27V139H28ZM9 138H10V136H9ZM154 138H155V140H154ZM1 139H2V141H1ZM30 139H32L31 136L29 137V140ZM39 139H41V138H39ZM230 139H232V137ZM261 139L259 137V140H261ZM32 141H30V142H32ZM158 141H159V145L155 144ZM35 142H37V141H35ZM35 142H33V143H35ZM39 142H41V141H39ZM43 142H46V140H44ZM43 142H41V143H43ZM20 144H22V143H20ZM38 144L39 143H37L36 145L38 146ZM244 144H246V145H244ZM10 145H12V146H10ZM48 145H49V143H48ZM48 148H50V147L48 146ZM59 149H57V150L60 153ZM57 150H55V153ZM3 152H4V150H3ZM72 152H73V150H72ZM34 153H35V151H34ZM44 153L45 152H42L43 156H44ZM98 153H101V152L99 151ZM149 153L152 154V156ZM216 153H214V154H216ZM29 154L31 155V153H29ZM57 154H58V152H57ZM176 154H177V156H176ZM217 154L219 155V153H217ZM38 155L39 154L37 153V156ZM62 155H64V154H62ZM74 155H75V153H74ZM94 155H96V152ZM11 157H10L11 159L14 158V156H11ZM59 157H61V155ZM63 157H65V156H63ZM76 157L79 161L77 171H80V169L84 166V164L89 163L92 159V157H90L89 159L86 160V162H84V160H83L84 157H82L81 154H79V153H77ZM112 157L115 160V162L113 161L114 163L110 162V159L113 160ZM148 159L149 160L151 159L150 160L151 163H154V161L156 160L155 161L156 163H154L155 165L148 164ZM181 159H182V157H181ZM217 159H219V157ZM163 161H162V164H163ZM214 162H215L214 168H216V170H218L216 167V161L214 160ZM185 163L187 164V162H185ZM158 164H160V163H158ZM203 164H205V163H203ZM70 165L68 166L69 168H67V170H69L71 167H73V164H70ZM190 166H193V165H189V163H188L187 167H189V170H190ZM41 167L42 166H40V168ZM154 167H156V168H154ZM42 168H44V167H42ZM152 168L155 169V171ZM45 169L47 172L49 170L50 172H53V173H59L61 171L60 169L54 168V166H52L51 163H49V161L46 162ZM164 169H162L163 170L162 172H164ZM67 170H63V171L66 172ZM83 170L87 171V168L84 167ZM97 172H98V170H97ZM166 172H164V173H166ZM22 173L23 172H21L19 174H22ZM168 173H170V172H168ZM4 174H8L10 176V178H12V180H10V178L9 179L7 178V180H9V181H7V180H5L6 177L2 178V176ZM27 174H29V173H27ZM170 174H172V173H170ZM84 176H85V174H84ZM84 176H83V178H84ZM44 178H45V176H44ZM41 179H43V178L40 177V181H41ZM52 179H50V180L44 179V181L42 180L43 182L40 184H45V187H47V185H48V188H49V186L52 185V183H50V181ZM181 179H183V181H180ZM83 181H85V180H83ZM103 181L104 180H101L100 182L99 181L98 182L101 183ZM173 182H175V184ZM71 183L69 186H70V189L72 191L77 192L78 190L81 189L80 186L76 185L75 183H73V184H71ZM257 183H256V185H257ZM28 184H30V182H28ZM37 184H39V183H37ZM103 184H105V182H103ZM81 185H82V183H81ZM94 185H96L98 187L99 184L97 183ZM259 185H257V186L259 187ZM69 186H68L67 190H69ZM1 189H4V190H1ZM47 190L48 189H46L45 191H47ZM47 192L49 193L50 190ZM20 194L23 195V192H21ZM54 197H56V196H54ZM54 197H53V199H54ZM15 199H19V197L14 198L13 201ZM47 199H48V201H47ZM53 199L51 198V200H53ZM54 201H57V200L55 199ZM58 202H60V201H58ZM57 204L59 205V203H57ZM58 205L56 207H58ZM51 206H53V205H51ZM81 209L83 210V208H81ZM81 209H79V212H82V211H80ZM26 211H27V213H26ZM72 211H74V210H72ZM55 212H56V210H55ZM57 212H56V214H57ZM76 212H78V211L76 210ZM78 213H76V215H78V218H79L80 217L79 215H81V214H78ZM22 214H25L26 217L27 216L29 217V215L31 216V218H29L25 222L26 226H27L25 228H24V226H23V228H21L20 224L23 222L20 223V220L23 219V221H24V218L26 219V217L24 216V218L22 217V219L17 218V217L21 216ZM76 215H74L75 216L74 218H77ZM83 216H84V214L82 215V217ZM56 217L58 220L55 222L54 219H56ZM82 217H80V218L82 219ZM106 218L104 219V221L106 220ZM150 218H149V222L153 220V219L151 220ZM94 219L96 222V218H94ZM7 223H9V224H7ZM95 224H97V222ZM113 224H114V221H113ZM121 224H123V223H121ZM147 224L149 225L148 222H147ZM144 225H142L143 232H144V228H145V231H149L151 226L149 227L147 225L148 227L146 228V227H144ZM88 227L89 226H87V228ZM94 227L95 226H93V228ZM85 228L86 227H84L82 229H85ZM12 229H14V230L18 229V231H16V230H15L16 232L14 231L16 234L15 233L10 234L8 232V230L10 231ZM125 229H126V227H125ZM156 229L154 231H156ZM180 230L183 231L182 234H181ZM65 231L68 232L67 236H62V237L58 236V234H60V233H63V235H64ZM118 231L120 232V234L118 233ZM141 231H142V229H141ZM157 232H158V230H157ZM93 234H94V232H93ZM162 234H163V236H162ZM186 234H188V233H186ZM32 235L36 236V237L33 238ZM28 236H30V237L32 236L31 239ZM188 236H190V235H188ZM191 236H193V235H191ZM91 237L93 239V236H91ZM86 238H87V236H86ZM184 238H186V237L184 236ZM25 239L26 240L28 239V240L24 241ZM120 239H123V241H121ZM203 239H205V238H203ZM183 240H185V239H183ZM129 242H133V241H129ZM146 243H147V241H146ZM152 243H154V242H148L147 245L151 246ZM135 245L133 247H135ZM144 246H146V245H144ZM175 246H174V248L178 249V246L177 247H175ZM201 246H202V248H201ZM140 249L143 250V248H140ZM155 249H156V251L160 252L159 254H165L166 253V248L164 249V247H159V248H155ZM151 250H153V249L151 248ZM228 250H230V251H228ZM144 251H146V250H144ZM175 253H176V251L174 252V254ZM171 254H173V252ZM177 255H180V254H177ZM196 255H198V253ZM196 255H195L196 258L199 257ZM257 255H260L261 258H258ZM196 258L193 257V260ZM240 259L242 260L241 261L242 263H234L233 262L234 260L240 261ZM196 262H197V260H196ZM196 262L194 261L195 264H196ZM190 263H192V262H190Z\"/></svg>",
  "mask_w": 264,
  "mask_h": 264
}]
</instances>
